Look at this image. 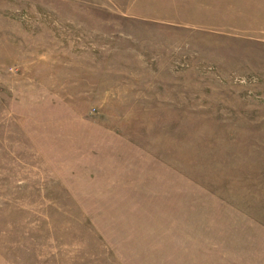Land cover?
<instances>
[{"label": "rangeland", "instance_id": "1", "mask_svg": "<svg viewBox=\"0 0 264 264\" xmlns=\"http://www.w3.org/2000/svg\"><path fill=\"white\" fill-rule=\"evenodd\" d=\"M0 264H264V0H0Z\"/></svg>", "mask_w": 264, "mask_h": 264}]
</instances>
